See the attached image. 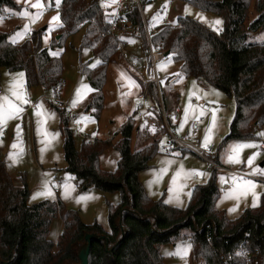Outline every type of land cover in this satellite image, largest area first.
<instances>
[{
  "label": "trees",
  "instance_id": "trees-1",
  "mask_svg": "<svg viewBox=\"0 0 264 264\" xmlns=\"http://www.w3.org/2000/svg\"><path fill=\"white\" fill-rule=\"evenodd\" d=\"M182 1L222 18L220 31L179 16L172 22L178 24L175 29L169 23L156 24L151 44L167 53V60L171 56L184 79L200 81L233 100L235 111L223 144L253 139V128L264 125V41H254L255 36L264 37V0ZM146 2L149 0L143 4ZM252 2L256 16L249 21ZM51 3L54 5L53 0ZM17 7L13 0H0L2 15L8 14L5 8ZM55 10L61 21L54 31L58 39L52 38L48 47L41 45L40 30L28 33L15 44L9 42V33L0 30V70L24 72L27 88L39 86L58 98L62 73L59 50L65 38L82 29L81 46L90 48L93 59L99 61L94 68L80 70L92 91L85 111L98 119L107 67L117 59L128 67L118 49V40L108 33L110 10L99 0H61ZM129 19L135 28L125 32L121 41L126 48L127 40H141L143 65L148 73L147 42L137 10ZM54 52L58 54L52 55ZM172 74L159 72L160 76ZM177 91H162L166 112L177 101ZM148 92L151 105L157 107L154 84H149ZM53 107L60 119L65 170L83 183L84 190L92 187L103 193H119L120 202L108 206L107 231L97 223H81L59 202L29 205L25 178H11L0 159V264H80L79 255L87 247V264H165L161 248L186 237L191 238L194 264H264V195L257 207L244 209L230 220L214 207L218 197L215 178L220 173L212 172L206 184L192 189L184 209L152 201L138 174L149 167L158 152L159 137L132 150L131 136L134 130L139 134L140 126L133 116L129 117L119 129L120 140L114 146L119 155L116 169L104 172L98 167V159L111 142L83 137L76 148L75 132L70 128L65 107ZM56 218L61 220L62 228L53 244L47 236ZM240 251L249 254L247 261L243 255H236Z\"/></svg>",
  "mask_w": 264,
  "mask_h": 264
},
{
  "label": "rangeland",
  "instance_id": "rangeland-1",
  "mask_svg": "<svg viewBox=\"0 0 264 264\" xmlns=\"http://www.w3.org/2000/svg\"><path fill=\"white\" fill-rule=\"evenodd\" d=\"M213 2H218L220 0H210ZM13 2L18 6L15 10H11L7 15L0 14V30L13 35L14 33L21 31L25 23L29 24L31 29L30 33L35 31H42L41 45L42 47H48L52 38L56 39L54 35L55 29L59 26H53L49 30V22L51 17L57 14L55 10V0H53L54 5H52L51 0H41L44 4V10L40 14L39 18L32 22L29 17L34 14L37 9L32 8L31 5L35 0H28L26 4L24 0H20L19 3L16 0ZM151 5V7H149ZM165 5V0H149L143 4V16L146 21H150L153 16L159 13L162 18H164L168 23H172L179 16H185L197 23H204L208 27H212V22L219 18L222 23V18L202 12L192 5L185 3L182 0H175L171 3L167 1L166 11L163 6ZM187 6V13L185 8ZM28 12L29 17H24L18 15L20 12ZM202 15L205 20L201 21L198 15ZM249 16L251 17L249 21L255 18L256 14L253 7V2L250 5ZM161 20V19H160ZM55 25V22H52ZM222 24L219 26L221 28ZM27 34L23 35L18 39L17 42L21 41L26 37ZM47 36L48 40L45 42L44 37ZM84 37L83 30L75 32L74 34L68 36L64 39L59 54L61 56L62 64V73H61V86L58 93V98H54L53 92L48 89H43L39 86H30L28 87V100L30 101L27 104L23 105V112L25 114H20L16 118L8 119L3 127L4 134L0 136V159L3 161L5 169L8 175L16 179L18 176H23L26 180V185L29 190L28 204H36L42 201H49L53 203H61L64 210L70 214H75L81 223L89 225L92 223H97L105 231L108 230L107 225V213L108 206H116L120 202L119 193H103L94 189L92 187L83 189V183L69 174L66 170V164L63 158L62 153V137L59 132V115L55 111L53 106H57L53 103L54 99H58L60 102L64 103L65 110L69 108L74 109L76 106H80V109H77L74 113L73 123L70 124V128H73L74 125L78 128V132L81 136L75 133L73 139L75 141L76 148H79L82 144V138L85 137L88 140H100V141H110L111 146L104 150L98 159V167L104 172H113L116 169L117 160L119 155L115 150L114 146L120 140V135L118 134L121 126L127 121L129 117H134L136 125H138L137 118L133 115L135 110V104L137 102V95L140 92L141 78L135 74V72L128 68L123 61L117 59L114 63H111L107 67L106 73V82L103 87V107L102 111L99 114L98 119H95L90 112L85 111V107L88 105L92 97V91L87 82L86 76L80 72L83 70H89L94 67H89V65L98 64L97 59H93L92 52L88 47H82V40ZM261 36H255L254 41H261L258 39ZM57 40V39H56ZM142 42L140 39H129L126 44V52L131 57H138L144 61V53L142 51ZM171 57V56H170ZM169 58V56H168ZM179 66L177 63L172 61V58L166 62L159 63L157 69L160 74L165 73H180ZM21 71H8L6 69L0 70V96L6 94L8 84H9V75L8 73H17ZM145 78H150V76H145ZM193 81L196 82V87L201 90L200 95L203 97L204 93H207V97L200 101L206 102L209 100H215L220 105V111L218 113L219 123L218 127L215 130L213 136V142L211 146L213 147V152L216 153L218 162L227 167V169L233 171H240L243 174L250 172V166L246 164L247 158L255 149H245L241 152V163L238 165L226 164L223 162L222 154L225 153L228 146L237 141H254L261 145L260 154L254 161V166L259 165L264 167V137H259L256 135L257 132L264 131V125L261 127H255L252 130L254 136L253 139L249 140H235L229 141L226 144H223L224 138L229 133V124L233 118L235 107L234 102L231 98L226 97L220 91L204 85L200 81L194 79H182L180 83H176L178 87V107H173L168 112L173 111L175 108L180 109L179 115V124L180 120L184 115V107L188 102V90L193 87ZM134 82V83H133ZM26 83V82H25ZM87 85L88 88H82L81 85ZM77 88H80V93L77 94ZM90 89V90H89ZM218 92L220 95L216 96L213 92ZM167 91L164 90V94ZM191 99L196 100L195 96ZM76 103L73 105V101ZM175 103V102H173ZM41 104L42 109L37 110L40 112V115L34 114V109L27 110L31 105ZM54 104V105H53ZM214 106V105H213ZM58 107V106H57ZM183 110V111H182ZM28 111V112H27ZM27 112V113H26ZM40 121V132H37V122ZM71 121V120H70ZM79 121V123H77ZM189 119L188 123L184 125V128L180 133H186L189 128ZM22 124L23 139V153L19 156L16 163H12V160L9 158V152H18L20 148L13 149L10 146L13 144L16 139V125ZM74 124V125H73ZM207 122L201 123V128L204 129L207 126ZM179 127V126H178ZM82 128L83 131L79 129ZM203 130V128H202ZM57 134L54 141L51 145L48 146L45 143L44 133ZM75 132V131H74ZM95 133V135H93ZM204 133H202L199 138L202 141ZM161 139H165L162 137ZM147 143H150L149 140L142 141L139 139V134L134 130L131 136V148L132 150L138 149ZM158 144V152L151 158L149 161V167L138 174V179L144 187V191L149 199L152 201L163 202L169 197V181L171 179L172 173L176 170L179 165H183L185 169H200L205 172V164L195 157L192 154L183 152L180 155H166L164 152L160 151L161 145L160 141ZM263 145V147H262ZM172 159L174 163L169 166V171L163 176L159 183H154L149 189L148 182L153 179V170L159 169L161 167L160 161L162 159ZM220 159V161H219ZM263 164V165H261ZM45 174H48L47 176ZM210 175L206 178V182H199L195 178L188 182V186L193 189L196 186H202L207 183L210 179ZM221 177H224L227 180L228 175L226 174H217L215 178V185L218 191V197L215 200L214 207L217 211H221L225 216L232 220L236 219L244 209L255 208L259 205L260 196L264 193V188L259 185H264L261 182H258L257 191L260 192L256 206H252L251 196H247L240 200L239 205L236 208L235 212H229L228 209L233 207L235 201L232 199H226L219 203L217 202L220 199L222 194V188L225 183L221 181ZM258 178H263L264 176H253ZM44 179L50 180V186L52 187V196H40L33 198L34 193L41 190V182ZM68 183L74 185V191H72L70 196L65 197L61 185ZM224 189V188H223ZM226 190V189H225ZM90 197L83 201L78 202L77 197ZM190 197L182 194L180 197L181 204L177 206L176 202L164 203L168 206L184 209L189 201ZM62 228V223L59 218L52 220L49 231H48V240L56 244ZM189 243L187 241H177L173 244L164 245L161 248V255L164 259L165 264H194L192 260L191 249L188 252L187 256L183 259L178 258L177 256H166L164 255L165 251H173L178 244Z\"/></svg>",
  "mask_w": 264,
  "mask_h": 264
},
{
  "label": "snow or ice",
  "instance_id": "snow-or-ice-1",
  "mask_svg": "<svg viewBox=\"0 0 264 264\" xmlns=\"http://www.w3.org/2000/svg\"><path fill=\"white\" fill-rule=\"evenodd\" d=\"M17 3L20 2V0H16ZM24 2L27 4L28 0H24ZM61 0H55V4L57 8L60 6ZM112 3H116V0H112ZM166 6H167V0H165V5L163 6L164 10L166 11ZM32 8L37 9V11L32 14L29 17L28 12H20L18 15L24 16V17H29V19L32 22H35L36 19L39 18L40 14L44 10V4L41 2V0H35V2L31 5ZM151 7V5H149ZM5 12L11 11L8 8L4 9ZM185 11L187 13L188 9L187 6L185 8ZM199 19L201 21H204L205 18L202 15L197 14ZM162 19L159 13H157L153 17V21H159ZM52 22H55V25L52 24ZM60 14L57 12L56 15L51 17V20L49 22V30L53 26H60ZM222 24V21L217 18L212 22V27L213 30L219 32L220 28L219 26ZM31 29L29 27L28 23H25L23 26V29L21 31H18L14 33L13 35L8 37L9 42L15 44L17 43L18 39L21 38L23 35L30 33ZM45 42H47L48 37H44ZM123 39V37L121 38ZM258 39H261L264 41V37H258ZM58 53H52V55H57ZM169 60L171 57L169 56ZM96 63H99V61H96ZM163 63V61H162ZM89 67H95V63L89 65ZM10 79H9V84L8 88L6 91V94L3 96H0V136L3 134V127L8 119L11 118H16L18 117L22 112H23V105L29 103L30 101L27 98V94L24 90V85H25V73L24 72H17V73H8ZM177 79L176 83H180L181 80L184 78L181 73H173ZM134 83V82H133ZM163 83V82H161ZM82 88L87 89V85H81ZM90 90V89H89ZM77 94L80 93V88H77ZM201 90L196 87V82L193 81V87L188 90V97L189 100L185 104L184 107V115L180 120L179 127L175 129L177 134L184 128V125L188 123L189 119L192 120L193 124L200 123L202 118L205 117L206 115H209V122L204 130V135L203 139L200 143V147H202L205 151H211V144L213 142V136L215 134V130L218 127L219 123V116L218 113L220 111V105L217 101L215 100H209L207 101L206 104H196L192 105L191 104V98L195 96L197 101H200L202 99H205L207 97V93H204V96L202 97L200 95ZM216 96H219L220 94L218 92H215L213 90ZM76 103V101H73V105ZM214 105V107L212 106ZM42 109L41 104H36L35 105V110L34 114L40 115V112L37 110ZM147 115H152L151 113H146ZM79 123V121H77ZM173 123H175V117H173ZM143 128L144 125H141ZM80 131H83L82 128L79 129ZM149 131L155 132L156 129L154 126L148 128ZM22 132L21 125L17 124L16 125V139L14 140L13 144L10 146L13 149L20 148V151L18 152H9V158L12 160V163H16L19 156L22 155L23 153V141L20 140V135ZM37 132L39 134L40 132V121L37 122ZM45 135V143L50 146L52 141L55 140L57 134H51V133H44ZM95 135V133H93ZM192 135V129H189V136ZM257 136L259 137H264V131L257 132ZM160 151L166 152L167 147H171V144L165 139L160 140ZM255 149L251 155L248 156L246 164L250 166V172L246 173L245 176L241 175H236V174H230L225 180L224 177H221V181L225 183H229V187L225 190L222 188V194L220 196L219 201L217 202V206H219V203L226 200V199H232L235 201V204L233 207L229 208V212H235L237 206L240 203V200L242 198H245L247 196H251L252 198V206H256L258 198L260 196V192L257 191L258 183L257 181L250 179V178H245L246 176H264V167L255 165L254 166V161L260 154V149L261 145L254 142V141H237L231 143L228 148L226 149L225 153L222 154V159L223 162L226 164H233V165H238L240 164L241 161V152L245 149ZM173 155L178 156L180 155L179 153H173ZM174 163L172 159H162L160 161L161 167L159 169L153 170V179L148 182L149 189H151L152 185L154 183H159V181L163 178L165 174L168 173L169 171V166H171ZM46 176L48 174H45ZM208 176L207 172H204L200 169H185L184 166L181 164L179 165L176 170L172 173L171 179L169 181V197L167 200L164 201V203H171L173 201L176 202L177 206H180L181 200L180 197L182 194L191 196L192 189L188 186V182L191 181L193 178H195L199 182H206L204 178ZM260 187L264 188V185H259ZM63 189V195L65 197L70 196L72 191H74V185L65 183L61 185ZM52 187L50 186V180L49 179H44L41 182V190L37 191L34 193L33 198L40 197V196H52ZM90 197H77V201H83L85 199H88ZM191 249V244L189 243H183V244H178L176 248L169 252L165 251L164 255L166 256H177L178 258H185L188 254V252ZM236 255H243V251L237 252Z\"/></svg>",
  "mask_w": 264,
  "mask_h": 264
},
{
  "label": "built area",
  "instance_id": "built-area-1",
  "mask_svg": "<svg viewBox=\"0 0 264 264\" xmlns=\"http://www.w3.org/2000/svg\"><path fill=\"white\" fill-rule=\"evenodd\" d=\"M145 0H116V3H112V0H99L100 4L105 8L110 10L109 12V20H108V33L109 35L116 37L118 49L120 54L122 55L123 60L127 63L128 67L132 69L137 76L141 78V86L143 89L137 95V102L135 104V110L133 115L137 118L139 122L140 129L139 131V139L142 141L145 140H153L156 137H159V141L162 137L166 138V140L171 144V147H167L166 155H172L173 153H189L197 157L205 164V172L211 174L212 172H218L222 174H236L245 176V174L240 171H233L222 166L216 157V153L213 152V147H211V151H205L202 147H200L201 140L199 136L204 133L200 124L204 122H209V115H206L202 118L200 123L193 124L192 120L189 123V128L186 133L177 134L175 131L179 126V115L180 110L175 108L171 112H166L164 104L162 91L166 90L167 92L174 93L178 90L176 85V77L174 75L160 76L157 65L159 63L165 62L167 57L161 51H158L150 41L151 34L155 33V25L158 23H168L164 18L161 20L153 21V18L150 21H146L143 16V2ZM169 3L174 0H167ZM133 10H137V13L140 18V22L143 28V32L145 35V39L147 42L146 54L148 57V61L150 63L149 72L146 73V70L143 65V60L138 57H131L125 51V45L121 41V38L125 35V32L134 30L135 26L130 23L129 15L132 14ZM154 17V16H153ZM171 29L177 28L178 24L169 23ZM150 76V78H145V76ZM163 82V83H161ZM149 84H154L156 95L158 99V106H152L151 100L149 97L148 86ZM24 90L27 94L28 98V89L24 85ZM53 103L59 107H65L66 105L60 102L58 99H54ZM206 104L203 101H197L191 99V104ZM213 106V105H212ZM214 107V106H213ZM35 105H31L27 110L34 109ZM77 109H80V106H76L74 109L69 108L67 110V114L70 116V123H73L74 113ZM146 113H151L152 115H147ZM173 117H175V123H173ZM21 128H23V125ZM74 125V124H73ZM141 125H144L142 128ZM154 126L156 131L151 132L148 130L149 127ZM76 134L81 136L78 132V128L76 125L73 126ZM192 129V135L189 136V129ZM4 134V129H3ZM20 139H23V135H20ZM263 146V145H262ZM245 178H250L253 180H257L260 182H264V179L246 176ZM230 185L225 184L223 186L224 189H227ZM190 237L183 238L182 241L190 242ZM243 258L247 261L249 259V254L245 253Z\"/></svg>",
  "mask_w": 264,
  "mask_h": 264
},
{
  "label": "water",
  "instance_id": "water-1",
  "mask_svg": "<svg viewBox=\"0 0 264 264\" xmlns=\"http://www.w3.org/2000/svg\"><path fill=\"white\" fill-rule=\"evenodd\" d=\"M56 39H58V36H56ZM168 54L166 53L165 54V57L167 56ZM261 165H263V164H261ZM86 239H88L89 240V237L88 236H86ZM89 242L90 241H88V245H89ZM88 251H89V248L87 247L84 251H82L81 253H80V255H79V258H80V264H87V255H88Z\"/></svg>",
  "mask_w": 264,
  "mask_h": 264
},
{
  "label": "crops",
  "instance_id": "crops-1",
  "mask_svg": "<svg viewBox=\"0 0 264 264\" xmlns=\"http://www.w3.org/2000/svg\"><path fill=\"white\" fill-rule=\"evenodd\" d=\"M171 74H172V73H171ZM177 94H178V91H177ZM178 100H179V95H178V97H177V101L173 104V107H178V106H177V104H178ZM179 110H180V109H179ZM180 111H181V110H180ZM182 111H183V110H182ZM27 112H28V111H27ZM27 112H26V113H27ZM22 114H25V113H22ZM22 114H21V115H22ZM202 128H203V131H204V130H205L204 127H202ZM4 133H5V132H4ZM262 147H263V146H262ZM219 161H220V159H219ZM220 164H221L222 166H224V165L221 163V161H220ZM224 167H225V166H224ZM226 168H227V167H226ZM220 174H221V173H220ZM226 175H227V174H226ZM228 176H229V175H228ZM262 179H263V178H262ZM255 181H257V180H255ZM258 182H260V181H258ZM261 183L264 184V182H261ZM262 195H264V193H263Z\"/></svg>",
  "mask_w": 264,
  "mask_h": 264
}]
</instances>
